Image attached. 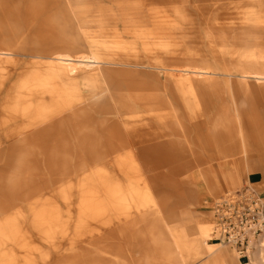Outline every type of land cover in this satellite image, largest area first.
Listing matches in <instances>:
<instances>
[{"label":"rangeland","instance_id":"1","mask_svg":"<svg viewBox=\"0 0 264 264\" xmlns=\"http://www.w3.org/2000/svg\"><path fill=\"white\" fill-rule=\"evenodd\" d=\"M135 3L0 0V49L11 53L0 56V64L6 63L0 68V264H184L158 227L169 210L182 220L188 213L208 231L206 242L220 252L186 264H264V235L243 255L211 235V206L218 198L249 187L264 204V182L253 185L248 180L254 171L264 175V82L242 80L232 66L231 77L213 67L220 75L214 77L215 89L205 92L208 107L196 108L191 99L186 104L154 105L165 115L153 124L164 145L141 155L116 148L95 155L93 148L112 142L108 133L116 119L111 112L113 96L120 103L123 96L130 97L118 78L110 74L105 78L110 73L105 70L124 67L97 66L94 79L78 83L82 99H71V111H39L33 120L31 110L39 108L32 99V109L23 115L20 97L33 89L25 82L47 63L48 48L56 39H67L85 55L91 51V41L109 43L125 51L101 48L102 58L116 61L131 55L141 61L146 59L143 52L132 55L134 33L140 29L153 37L149 42L157 48L155 57L169 53L168 61L174 57L183 64L190 61L187 58L200 62L197 55L212 49L213 55L231 65L229 58L238 45L252 41L264 58V20L247 25L252 29L244 28L241 20L251 9L264 16V0ZM147 9L149 17L158 10L155 20L169 27L166 35L159 34L158 27L149 32L133 28L148 24L138 15ZM147 57L145 61H152L151 55ZM155 88L145 86L144 93H162ZM195 124L202 130L227 131L224 138L208 140L211 147L222 145L227 150L206 148ZM39 131L41 138L35 135ZM28 134L39 139L27 138ZM16 140L15 149L8 151ZM40 144L44 148L36 147ZM76 174L86 180L79 181Z\"/></svg>","mask_w":264,"mask_h":264},{"label":"bare ground","instance_id":"2","mask_svg":"<svg viewBox=\"0 0 264 264\" xmlns=\"http://www.w3.org/2000/svg\"><path fill=\"white\" fill-rule=\"evenodd\" d=\"M118 1L123 3V5L125 4V0ZM132 1L133 3L137 2V0ZM135 4L137 5V3ZM123 5H120V7ZM150 11L151 9H147L138 13L139 16L147 19L148 24L141 25L138 23L137 27L133 28H145L146 30L152 28L153 31H156L158 27L161 30L159 34L166 35V31H169V27L160 24V20H155V14L158 13V10H153L155 17H149ZM144 14H147V16ZM246 14L247 15H244L241 19L242 22H244L242 25H245L244 28L246 29H252L251 26L247 27V25L252 24L255 26L256 21H260L261 19L264 20V16L257 15L252 9L247 11ZM215 19H217V14H214L213 20ZM101 29L103 30V28ZM134 32L135 31H132L130 34H133ZM142 33L143 32L140 29L138 32L134 33V43L136 44L132 49V55L143 52L147 60L149 58L147 56L151 55L152 57L150 58H152V61L147 62L145 61V58L141 61H136L134 60V57H130V54V56L119 57L116 61H108L107 59L110 58H102L103 56L99 53V49L104 48L105 50H113L120 48L112 47L109 43L105 44L91 41V51L89 55H85L79 53L67 39L61 38L53 41V45L48 48L49 56L45 58L47 63H41V65L37 64L41 66L40 68H37V74L25 82L27 87L31 89L33 87V89L27 96L23 95L20 97L24 101L21 106L25 109L23 110V115L27 117L29 111L32 109V106L30 105L32 99L37 102L35 109L39 108L38 110H31V115L35 116L30 117L33 120L39 116V111H42L43 114L48 112L49 109L58 112L67 110L71 111V106H73L71 104L72 100L81 101L82 99L81 94L78 93V83L80 81L88 82L89 80L94 79L98 73L96 70L97 66L102 64L124 67L121 69L105 70L106 73L110 72L105 78L109 79V74L112 76V79L118 78L121 83L120 85L123 84L128 88L129 95L127 96L130 97L123 96L120 98V103L116 100L117 96H113L112 101L115 103L112 108L114 110H111V112L113 114L114 111V117H116L115 120L117 121L113 120V125L110 127L108 133V137L112 142L105 141L104 143L94 145L93 148L97 151L95 152V155H98L100 153H98V151L101 149L114 152V148L141 155L142 153L153 151V149L158 150L164 145H161V143L158 142V140L161 139V136L157 130L153 129V124L157 121H162V118H165V115L159 114V110L156 112L154 105H169L173 101L186 104L191 99L196 108H199L200 106L198 105L202 104L204 108L208 107V96H205V92L215 89L216 79H214V77L220 75L215 73L213 67L218 70L224 69V74L221 75L225 77H231L229 70L235 68V71L242 80L246 81L252 78L255 82H264V58L260 53L262 49L253 41L251 43L246 42L238 45L236 54H231V58H229V61L232 63L231 65L224 64L221 61L222 59L219 60L221 57L220 55H213L214 51L212 49L210 51L207 50V53L197 55V58L201 57L200 62L187 58V60L190 61L183 64L182 62L173 59L174 57L172 60H166L169 53L166 54V57L165 55L155 57L157 55V48H154L152 46L153 43L149 42L153 37H150L147 32V35H143ZM230 44L234 43L232 42ZM138 46L140 47L137 48ZM120 49L125 51L124 47H121ZM8 51V49H0V56H11V53ZM213 62L217 63L213 64ZM4 65H6L5 62ZM4 65L0 64V68L2 69ZM230 66H232L233 69H231ZM91 68L93 69L90 70ZM151 85L156 87L155 89L157 90L161 89L159 91L162 93L158 95L151 94V92L150 94L144 93L146 92L145 86ZM34 90H37L38 92H35ZM92 98L93 96L89 99ZM117 105L119 106V110L116 108ZM13 108H17V105L13 106ZM70 115L72 116V113H70ZM202 116H204L203 110L199 114L200 118H202ZM141 120L143 121L142 125H137ZM194 127L197 128H195L196 131L198 130L197 135H200V138L204 139V144L207 146L206 148L227 150V148L222 145L211 147V145L208 144V140L215 139V136H218L219 139L224 138L227 131H222L221 129L216 130L213 128H210L211 130H202V127L196 124ZM35 135L41 138L40 131ZM35 135L28 134L27 138H29V136L35 138ZM25 137L26 136H23L21 139L24 140ZM104 140L108 139L104 138ZM117 140H122L123 143L116 144ZM17 141L18 140L9 144V147L7 148L8 151L15 149ZM36 147L40 149L44 148L42 144L37 145ZM188 149H190V147ZM76 177L79 181L82 177L83 181L86 180L85 175L78 176V174H76ZM169 211L170 213L164 217V220L159 223L158 227L163 230V234L168 238V244L176 249L177 254L181 257L183 262H185L184 264L196 260L199 261L208 256L216 255L217 257L219 255L220 252H217L215 248L212 249V246L214 245L206 242L208 231L204 227L197 225L196 222H193L192 218L189 219L186 216L188 213L182 214L186 217L185 220H182L181 216L179 218L175 212H172L171 210Z\"/></svg>","mask_w":264,"mask_h":264},{"label":"built area","instance_id":"3","mask_svg":"<svg viewBox=\"0 0 264 264\" xmlns=\"http://www.w3.org/2000/svg\"><path fill=\"white\" fill-rule=\"evenodd\" d=\"M211 212L214 221L211 235L239 255L249 252L264 235V204L249 187L218 198Z\"/></svg>","mask_w":264,"mask_h":264},{"label":"crops","instance_id":"4","mask_svg":"<svg viewBox=\"0 0 264 264\" xmlns=\"http://www.w3.org/2000/svg\"><path fill=\"white\" fill-rule=\"evenodd\" d=\"M248 180L253 185H261L264 182V175L259 171H254L250 173Z\"/></svg>","mask_w":264,"mask_h":264}]
</instances>
